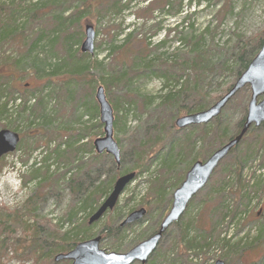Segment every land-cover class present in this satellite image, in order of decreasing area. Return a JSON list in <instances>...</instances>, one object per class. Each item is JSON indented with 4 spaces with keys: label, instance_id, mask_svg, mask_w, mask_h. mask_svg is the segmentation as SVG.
<instances>
[{
    "label": "trees",
    "instance_id": "1",
    "mask_svg": "<svg viewBox=\"0 0 264 264\" xmlns=\"http://www.w3.org/2000/svg\"><path fill=\"white\" fill-rule=\"evenodd\" d=\"M64 1L47 0L42 6H33L31 10L23 9L25 23L50 18L53 24L52 30L43 31L28 48L25 45L26 31L17 24L16 15L21 8H13L6 21L2 23L0 54L3 53L2 44L7 41L17 46L19 57L15 62H9L12 66H9L8 62H2L3 58L1 59L0 69L7 68L5 72L0 73V119L8 118V124L4 125L3 129H14L15 132H18L17 129L22 123L24 130L21 133L20 146L17 150L23 148L28 155L31 151L42 147V144H45L46 150L49 151L52 143L57 141L54 149L43 158V166L34 168L29 179L23 182V186L26 187L30 180L36 179L39 171L45 169V172L48 173L51 167L48 161L53 157L52 159L57 163L56 170L60 168L65 170L62 174L64 178H67L72 167L77 168L75 177L67 178V185L72 190L75 204L69 207L61 222L53 224L50 221L48 225L52 231L45 234L40 232L39 216L36 206L33 203L31 205L30 198L25 200L23 206H19L15 210H9L6 206L0 207V264H6L5 262L10 260L32 261L33 264H56L55 256L57 254L71 251L78 243L90 239L98 233L102 236L104 246L109 245L113 251L126 252L158 231L162 214L171 202L170 195L185 179L187 171L195 161L206 160L214 152V148H210L214 143L212 141L216 140L221 146L224 145L230 138L238 134L245 119V117L241 119L232 129L221 119V114L209 124L200 125L201 127L199 125L191 126V131L183 133L179 138H175L173 135V125H170L166 132L162 131L160 127L154 131L146 129V133H150V137H155V139L152 140L149 137L150 140H146L145 143L142 141L136 143L137 140L130 142L129 153L133 154L136 159L135 167L130 172L141 175L149 172L155 161L160 160L161 162V169L158 171H162V173L151 181L153 183L152 198L143 204L148 208L144 218H147L152 211L153 213L157 212V217L154 213V227L146 230L125 246L124 243H121L125 237L124 233L137 226L140 227L144 218L136 223L121 226L122 222L119 221L121 215L117 213V215L109 216L105 224L97 231L94 229L95 223H85V227L82 228L81 225L76 224L75 216L79 212H85L84 219L89 221L90 216L99 207V199L108 197L120 175L113 157L105 155L110 159L111 168L115 171L106 174L105 180L99 184H96L98 182L95 180H91L87 187L82 184V173L86 164H99L101 158L104 157L95 153L92 142L86 141L87 138H85L92 135V129L102 128V124L98 121L100 118L99 106L95 99L91 101V97H94L95 87L98 84H103L108 93L110 90L120 87L130 89L135 80L155 74V77L162 82L161 93L163 95L158 98L151 97L144 101L143 105L145 107L155 105L159 112H173L172 118H174L182 111H187L190 114L210 107L206 96L209 95L211 89H208L213 82L207 71L214 66V59L209 55L210 48H206L203 42L204 35L208 30L199 33V35L195 34L197 32L195 22L190 21L192 15H188L187 9H185V6L192 5V1L184 5V0H161L158 2H156L157 0H76L78 5L71 15L67 14V9L72 6L68 7ZM147 1V6L140 8V5ZM133 4L139 7L134 13V17L146 22L156 18L153 13L157 9L153 5L157 7L160 5L158 15L180 16L187 12L186 16L173 27L169 26L164 29L167 37L174 33L175 41L178 43L172 52H162L166 48L167 38L157 44H152L146 37L138 38L136 24L125 26L123 20L119 24H114L119 16L133 7ZM173 4L177 8L175 14H171L170 10ZM63 5L67 7L64 8ZM0 9L2 10L3 7L0 6ZM89 16L91 19L96 18L99 23L102 19L113 17L108 22L110 25L105 29L106 36L109 38L106 58L111 60V65L108 64L111 67L110 72L106 71L105 57L103 59H98L96 56L92 58L88 54L80 53L79 47L77 48L83 38L79 21ZM162 21L159 20L154 25L156 33L162 29ZM77 23L78 27L74 29ZM255 39L256 43L252 50L250 49L251 53L247 58L244 47L237 46V53L234 54V69L236 67V70L232 71L234 78H238L242 74L254 58L253 52L261 48L264 31ZM5 59L9 60L10 58L7 56ZM228 65L226 62H219L218 66L225 74L228 72ZM15 68L29 71L28 73L33 75L36 80L42 81L41 90L36 89L28 98L14 94L10 96L9 94H12L10 80L15 78ZM188 71H191L193 76L189 75ZM231 86L232 84H228L227 89ZM40 91L41 93L45 91L46 96H39L37 92ZM32 97L36 99L33 105L30 104ZM53 100L58 103V107L63 104V106L73 108L75 116L69 122V125L75 123L73 128L57 124L56 121L59 118L55 116L56 110H51L50 113L47 111L49 102ZM125 103L127 102L125 101ZM188 104L193 108L191 107V109ZM111 105L116 110L117 119L114 126L119 132V125H124L120 123H125L129 111L137 109V106L131 98L126 107H123L124 102L122 104L120 101L112 99ZM118 144L121 148L122 165L126 150L122 148L120 141ZM207 145L209 147H206ZM204 148L207 149V152L200 157L199 152ZM237 150L238 147L233 149L228 157H233ZM87 154H90L89 162H85ZM5 157L6 155L0 160V171L4 167ZM236 157L235 155V160L231 163L230 172L225 175L226 178L228 175L232 180L238 182L241 179L240 170L242 167L240 166L246 164V160H237ZM37 189V187L34 189L32 196L37 193ZM248 196L249 193H246L241 197L247 198ZM133 210L135 207L130 209V211ZM226 215L224 214V218ZM232 216L234 217L235 214ZM66 224H68L67 228H65ZM175 224L178 225L179 236L184 241V237L187 234L190 235L191 229L179 221ZM17 229L23 233L22 238L25 239V243L27 239H31L30 244L24 246L20 253L16 252V249L22 238L15 237L12 240L9 238ZM203 241V245H207L206 242L209 241L205 234ZM227 244L228 241L225 238L220 239L221 248ZM185 246L187 249H194L197 252L205 249L203 246L199 247L197 236L191 237L189 242H185ZM11 250L13 251L12 256H10ZM160 255L159 248L151 256V259L156 263L160 259ZM60 264H71V262L65 260Z\"/></svg>",
    "mask_w": 264,
    "mask_h": 264
},
{
    "label": "rangeland",
    "instance_id": "2",
    "mask_svg": "<svg viewBox=\"0 0 264 264\" xmlns=\"http://www.w3.org/2000/svg\"><path fill=\"white\" fill-rule=\"evenodd\" d=\"M158 1L161 0H157L156 2ZM190 1L193 2L192 5L190 7L185 6V9H187L188 15H192L190 21L195 22V28L197 30L195 34L199 35V33L208 30L204 35L203 42L206 48H210L209 55L214 59V66L207 71L209 73L208 76L213 82L208 89H211L208 93L209 95L206 96L211 106L227 92L228 84H233L237 79L234 78L232 72L236 70V67L234 69V54L237 53V46L244 47L247 58L256 43L255 38L264 31V0H184V5H187ZM46 2L47 0H0V6L3 7L2 10L0 9V27L2 23L6 21V18H8L13 8H21L20 12L16 15L17 24L26 31L25 45L28 48L43 31L48 32L52 30L53 24L50 18H45V20L39 19L35 22L28 21L25 23L23 9L31 10L33 6H42ZM64 2L68 7L72 6L67 9V14H73L74 8L78 5L76 0H65ZM147 4L148 1L143 2L140 8L146 7ZM66 5H63V7L66 8ZM153 7L157 9L153 13V16L156 17L154 20L149 19L146 22L143 19L135 18L134 13L139 7L133 4V7L119 16L114 24H119L122 20L125 26L136 24L138 38L143 39L146 37L152 44H157L159 41L167 38L166 48L163 49L162 52L166 51L170 53L178 43L175 41L174 33H171L167 37V33L164 29L169 26L173 27L186 16L187 12L180 16L169 14L158 15L160 5L158 7L153 5ZM170 10L171 14H175L177 10L176 5L173 4ZM112 19L113 17L102 19L99 23L96 18L91 19L89 16L79 21L83 31V38L77 46V48L79 47L78 50L80 53H83L80 47L85 39V25L91 23L96 30L95 50L92 54H83H88L92 58H95V56L98 57V59L106 58L107 50L109 49V38L106 36L105 29L110 25L108 22ZM159 20H163L161 23L162 29L156 33L154 25H156ZM75 26L76 28L74 29H77L78 23L75 24ZM210 45L211 47H209ZM17 50V46L14 43L5 41L2 44L3 53L0 54V64L2 62H8L7 64H9V62H15L19 57V52ZM259 50L256 49L255 52H253V57L256 56ZM7 56H9V60L5 59ZM2 58L3 61L1 62ZM104 62L107 69L106 71L110 72L111 67L109 65H111V60L106 58ZM219 62H226L233 67L228 65V72L224 74L218 66ZM9 66L12 65L9 64ZM6 68L7 67L0 69V73L5 72ZM14 71L15 78L14 80H10L12 91V94H9L10 96L14 94L15 96H24L28 98L36 89L41 90L40 86L43 82L36 80L33 75L28 73L29 71L17 70L16 68ZM187 73L193 76L191 71ZM99 85L105 88V93L108 100L110 99V103L111 99L117 100L122 104L124 102L123 107H126L131 98L137 106V109L135 108V110L129 111L126 122L120 123L124 125H119V132H117L114 126V137L118 143L120 141V144L123 146L122 148L126 150L124 163H122L119 168L116 166L120 175L127 171H132L135 167L136 159L133 157V154L129 153L131 147L130 142L137 140L136 143L140 141L145 143L146 140L149 141L150 138L152 140L155 139V137H150V133H146L147 131L158 130L160 127L162 131L166 132L170 125H173V135L175 138H179L183 133L191 131L192 129L190 127L178 129L174 125L178 117L188 114L187 111H182L176 115V117L172 118L173 112H159L155 105L151 107H145L143 105V102L149 100L151 97L158 98V96L163 95V93H161L162 82L155 77V74H152L151 77H141L135 80L130 89H123L120 87L110 90L109 93L105 85L98 84L94 89V97H91V101H93V99L96 101L95 92ZM37 93H39V96H46L45 91ZM250 98L251 88L250 86H246L239 91L223 109L221 119L227 125L231 126L232 129H234L236 124L246 116ZM35 100L36 99L32 97L30 99V104H35ZM125 101L127 103H125ZM188 106H190V108L192 107L190 104H188ZM51 110L57 111L55 115L59 118L56 121L57 124L61 126H75V123L69 125V122H71V120H73L72 118L75 116L71 106H63V104H60L58 107V103L53 100L50 101L47 106V111L49 113ZM113 110L115 124L117 114L116 110ZM8 121V118L5 117L0 119V130L4 128V125L8 124ZM98 121L100 122V118H98ZM13 126L12 124V127ZM146 129L148 130L146 131ZM252 129L239 144L235 154L237 160H246V164L240 166L242 167L240 170L241 179L236 182L232 180L231 176L229 177L227 175L226 178L225 173L228 174L230 172L231 163L235 160V155L231 158H225L214 172L207 186L193 198L191 201L192 204H189V208L179 220L180 223L187 225L191 229L190 235L187 234L183 241L179 236L180 229L178 225H172L164 234L157 247V249L160 248L161 251L160 259L155 263L150 258L151 260L149 259L147 264H215L218 260L224 261L225 264H264V126ZM23 130L22 123H20L17 131L21 136ZM91 132L92 135L85 138H87L86 141L92 142L93 145V141L96 138L104 135V125L102 124L101 129L97 127L92 129ZM212 142L214 143H212V147L210 148H214V151L221 147L218 141L213 140ZM44 145L45 144H42V147H38L36 150L31 151L30 155H28L23 148L17 150L20 146L19 144L14 152L7 154L8 156L6 155L4 158V167L0 171V207L6 206L9 210H15L19 206H23L25 200L30 198V203L36 206V212L39 216L40 232L45 234L48 233V231H52L48 225L49 222L52 221L53 224L61 222V220L65 218V214L69 207L75 204L72 190L67 185V178L75 177L77 168L72 167L69 171L70 173L67 174V178H64L62 174L65 170L63 168L56 170L57 163L52 159L53 157H51L48 161L51 164L50 171L48 173L45 172V169L39 171L38 177L32 181L30 180L27 186L24 187L23 182L29 179L34 168L43 166V158L54 149L57 145V141L52 143L49 151L46 150ZM206 147L209 146L207 145ZM206 152L207 149L204 148L203 151L199 152V156L205 155ZM101 155L104 157L101 158L99 164H86L82 173V184L84 187H87L91 180H95L98 182L96 184H99L105 180L106 174L115 171L111 168L110 159L105 156L107 154ZM90 160V154H87L85 162H89ZM24 161H26V163H24ZM160 165V160L155 161L149 172H145L141 175L136 174L135 179L126 187L121 195L117 207L105 214L94 224L95 231L105 224L109 216L119 213L121 215L119 221L123 222L128 214L132 212L130 209L134 207L135 209H139L144 206L148 210L143 204L152 198L151 189L153 188V183L151 181L162 173V171H158V169H161ZM224 169H226V171H223ZM36 187L38 188L37 193L32 196ZM173 192L169 197L171 198V202L163 212L160 223L171 208ZM246 193H249V196L247 198H242L241 196ZM104 200L103 198L99 199L98 206H100ZM154 213L156 216L157 212L155 211ZM154 213L152 211L147 218H144L140 227L137 226L125 232V237H123L121 243H124V246L128 245L137 236L154 227ZM85 214V212H79L75 216L76 224L81 225L82 228L85 227V223L88 224V219H84ZM224 214H227L225 218ZM234 214L235 216L233 217L232 215ZM67 227L68 224L65 225V228ZM204 234L210 241L206 242L207 245H203ZM22 235L23 233L17 229L9 238H11V240L15 237L22 238ZM98 235H100V233L96 234V236ZM195 236L198 238L199 247L203 246V248H205L204 250L197 252L194 249L189 250L186 248L185 242H189L190 238ZM224 238L228 241V244L221 248L220 239ZM24 240L25 239L22 238L16 252H22V248L31 242V239H27L26 243ZM101 247L107 251H113L109 245L104 246L102 242ZM12 250L10 251V256H12ZM13 254L15 255L16 253L14 252ZM62 262L63 261L55 263L60 264ZM5 263L33 264L32 261L24 262L20 260H10ZM135 264L140 263L137 262Z\"/></svg>",
    "mask_w": 264,
    "mask_h": 264
},
{
    "label": "water",
    "instance_id": "3",
    "mask_svg": "<svg viewBox=\"0 0 264 264\" xmlns=\"http://www.w3.org/2000/svg\"><path fill=\"white\" fill-rule=\"evenodd\" d=\"M95 39V27L93 24L87 23L85 25V39L80 47L81 52L94 53ZM246 86L251 88V98L240 131L215 150L205 161L197 160L191 165L185 179L174 190L171 208L161 221L157 232L140 241L126 252L107 251L101 247L102 236H94L78 243L67 253L57 254L55 262L68 260L71 264H135L137 262L147 264L157 250L164 234L182 218L193 198L207 186L221 162L230 155L233 149L239 146L253 127L258 128L264 124V41L248 67L223 96L205 110L178 117L175 121V126L178 129H184L191 126L209 124L221 115L223 109L233 97ZM95 98L99 106L100 122L104 125V135L93 141L94 149L97 154L112 156L119 167L121 165V149L114 137V110L102 85L97 87ZM20 140L21 136L18 132L10 129H1L0 160L5 155L14 152ZM135 177L136 172H128L116 179L108 197L90 216L89 224L96 223L116 207L126 187ZM146 214L147 209L145 207L135 209L123 220L121 226L136 223L142 220ZM215 264L225 263L222 260H218Z\"/></svg>",
    "mask_w": 264,
    "mask_h": 264
}]
</instances>
